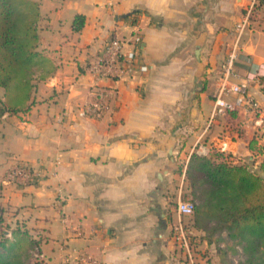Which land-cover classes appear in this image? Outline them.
Returning <instances> with one entry per match:
<instances>
[{"label": "crops", "instance_id": "crops-1", "mask_svg": "<svg viewBox=\"0 0 264 264\" xmlns=\"http://www.w3.org/2000/svg\"><path fill=\"white\" fill-rule=\"evenodd\" d=\"M34 1L41 14L38 49L57 69L36 76L26 111L0 106V206L10 222L44 240L41 264L52 262L49 245L57 246L60 262L89 252L103 264H189L172 228L195 145L220 149L228 161L264 177V126L254 125V113L213 114L233 49L231 80L250 79L251 95L264 105V6L252 9L257 0ZM77 15L85 17L79 31ZM136 29L142 43L134 72L96 82L116 89L114 111L99 120L78 116L92 99L88 65L111 37L129 38ZM17 160L57 175L46 173L24 188L7 184L5 173ZM193 229L201 244L193 248L196 264H222L216 246Z\"/></svg>", "mask_w": 264, "mask_h": 264}, {"label": "trees", "instance_id": "trees-1", "mask_svg": "<svg viewBox=\"0 0 264 264\" xmlns=\"http://www.w3.org/2000/svg\"><path fill=\"white\" fill-rule=\"evenodd\" d=\"M254 9L264 0H257ZM40 5L34 0H0V87L5 91L2 110L26 111L36 76L45 79L57 66L38 49ZM85 23L74 19V30ZM39 73V74H38ZM214 148L210 156L193 153L186 183L200 200L194 211V227L214 244L222 264H264V177L247 164L230 162ZM5 209L0 206V264H29L39 241L19 225L8 238L1 227Z\"/></svg>", "mask_w": 264, "mask_h": 264}, {"label": "built area", "instance_id": "built-area-1", "mask_svg": "<svg viewBox=\"0 0 264 264\" xmlns=\"http://www.w3.org/2000/svg\"><path fill=\"white\" fill-rule=\"evenodd\" d=\"M256 2H253V9ZM142 36L138 29L133 31L129 38L121 37L118 34L111 37L103 46L101 54L96 60L88 65V72L94 78L95 83L91 87L92 99L78 107V116L82 118L102 119L114 111L116 100V89L113 86L97 85V81L109 79L113 82L122 80L125 76L134 72L136 62L139 58ZM129 46V49H127ZM236 50L233 49L226 62L223 64V75L219 81V92L215 98L213 114L227 116L229 113L237 111L239 108H246L254 113V125L256 127L264 126V105L260 104L250 93V79L235 83L231 80L234 74V64L236 60ZM141 71H147L148 67L140 66ZM233 93L236 95L234 101H227L222 94ZM62 120V119H60ZM212 148L203 142H198L193 152L199 156L207 157ZM222 151V150H221ZM56 176V171H47L38 169L32 164L17 160L6 171L4 182L24 188L40 182L44 176ZM196 201L192 199H183L181 194L177 201L176 212L177 220L172 228V238L175 245L183 250L188 258L189 264H196L191 239L184 224L185 216H192L196 209ZM35 256H38V247ZM61 264H103L96 256L92 254H80L74 258H65Z\"/></svg>", "mask_w": 264, "mask_h": 264}, {"label": "rangeland", "instance_id": "rangeland-1", "mask_svg": "<svg viewBox=\"0 0 264 264\" xmlns=\"http://www.w3.org/2000/svg\"><path fill=\"white\" fill-rule=\"evenodd\" d=\"M3 91H4V89H3L2 87H0V92L3 93ZM0 106H2V105H0ZM1 108H2V107H1ZM181 196H182L183 199H192V200L196 201V204H197V205H199V203H200V200H199L198 198H196V197L191 193V191L189 190L188 187L186 188V190L181 191ZM177 201H178V200H177ZM177 201H176V203H174V204L177 205ZM183 221H184V224H185L186 227H187V230H188V233H189V236H190V239H191L192 246H193V248H194V250H195V249L199 248L201 244H200V237H199L198 235L195 234V231H194V229H193V227H194V215H192V216H185V217L183 218ZM18 225H19L20 227H22V228L27 229V228L25 227V225H22V224H20V223L15 224V223H13V222H10V221H9V215L7 214V212H6V210H5V211H4V223H3L2 227H1V231H4V232L6 233V235H7L8 238H13L12 231H13V229L16 228ZM55 225H57V224H55ZM55 229L58 230V226H56ZM35 237H36V239L39 241V244H41L42 242H44L43 239L38 238L37 234L35 235ZM45 249H46L48 252L51 253V257H52V258H49V260H50V259L52 260L51 264H60V263H61V262H60L61 259H59V257H58V253H59V251H58L57 246H55V249H54V250L51 249V245L47 246ZM203 250H204V249H203ZM205 250L207 251V249H205ZM34 253H37V250H33V251H32V258H31V260L29 261V264H41V262L38 261L39 258H38L37 256H35ZM86 253L91 254V253H89V252H80V253L77 254V255H80V254H86ZM92 255H93V254H92ZM69 257H70V256H69ZM186 257H187V256H186ZM70 258H72V257H70Z\"/></svg>", "mask_w": 264, "mask_h": 264}]
</instances>
